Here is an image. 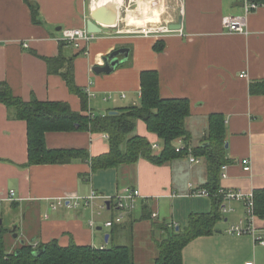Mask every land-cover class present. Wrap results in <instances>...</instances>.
<instances>
[{
  "label": "crops",
  "instance_id": "obj_1",
  "mask_svg": "<svg viewBox=\"0 0 264 264\" xmlns=\"http://www.w3.org/2000/svg\"><path fill=\"white\" fill-rule=\"evenodd\" d=\"M30 1L38 6L37 22L25 0H0V82H6L14 95L26 101L64 102L75 112L105 114L117 107L139 105L141 73L156 70L162 98L183 97L190 102L191 114L185 119L190 139L178 138L175 146L191 150L208 144V116L221 113L228 161L220 167L218 184L241 193L264 188V94L249 91L251 82L264 80L263 4L246 13L244 0ZM104 5L101 32L88 44L74 47L60 39L62 28H85L94 10ZM237 14L245 18V31L229 32L221 20L224 15ZM137 22L167 26L180 22L181 32L142 36L129 31L140 25ZM119 48H128V58L111 72L96 73L94 67L104 64L103 57ZM69 72L75 87L86 95V109L81 95L67 85ZM135 128L137 134L158 145L153 150L162 148L161 140L147 130L143 120ZM45 144L51 149H86L90 157L109 149L105 133L87 130L46 131ZM90 157L69 163L27 164V123L0 102V229L8 252L21 243L53 239L61 245L106 247L104 243L112 242L118 228L135 226L139 233L144 220L149 221L146 229L151 238L152 220L169 229L172 222L165 219L173 220L184 198L183 213L188 218L212 209L210 197L189 193L191 186L205 187L208 180L204 156H195L198 162H191L184 153L160 164L141 157L134 164L96 171L91 169ZM244 160L250 170L243 168ZM124 187L138 188L141 201L120 223L107 227V232L104 222L117 212L105 210L103 203ZM10 190L15 192L13 198ZM91 190L98 193L92 208L51 207L58 199L84 197ZM146 204L149 212L158 214L155 219L142 217ZM222 205L226 212L221 211L214 233L200 235L182 249L183 264H264V245L254 244L248 234L225 232L228 225L246 217L244 202L229 199ZM161 213L164 221L159 220ZM253 225L264 230V218L255 216ZM133 256L136 264L134 251Z\"/></svg>",
  "mask_w": 264,
  "mask_h": 264
},
{
  "label": "trees",
  "instance_id": "obj_2",
  "mask_svg": "<svg viewBox=\"0 0 264 264\" xmlns=\"http://www.w3.org/2000/svg\"><path fill=\"white\" fill-rule=\"evenodd\" d=\"M264 5V0H253ZM31 9L32 19L37 22L38 6L25 0ZM67 43V42H66ZM53 61V60H52ZM54 61H57L55 59ZM69 88L81 95L82 107L86 109V95L75 87L73 74L66 76ZM141 96L139 105L117 107L105 114L91 115L75 112L68 104L60 101H26L12 93L6 82H0V102L9 107L12 115L27 123L28 163H69L74 159L90 157L86 149L48 148L45 144L46 131L87 130L107 135L109 149L107 152L90 157L93 171L117 167L121 164H134L141 157L152 163L167 162L187 153L175 150V141L190 139L185 127V119L190 116V102L187 98H162L159 95L158 74L156 70H146L140 77ZM251 94H264V80L250 83ZM141 119L147 130L155 133L162 142L160 150H153L152 143L143 135L136 133V122ZM205 140L208 144L191 149L194 156H204L208 169L205 188L213 200L212 209L204 213L190 214L186 225L168 233L166 238L157 240L158 253L154 264H183L182 249L186 244L200 236L213 234L215 223L222 217L223 198L219 193L218 176L220 167L227 163L225 155V126L221 113H211L207 120ZM254 215L264 218V188L252 192ZM148 205L143 206L142 217L152 220ZM152 229L168 228L165 224L152 220ZM3 229H0V264H135L133 249L126 244H111L106 247H94L88 244L71 242L61 245L57 239L38 244L21 243L19 247L8 252L3 241Z\"/></svg>",
  "mask_w": 264,
  "mask_h": 264
},
{
  "label": "built area",
  "instance_id": "obj_3",
  "mask_svg": "<svg viewBox=\"0 0 264 264\" xmlns=\"http://www.w3.org/2000/svg\"><path fill=\"white\" fill-rule=\"evenodd\" d=\"M245 3V12L250 13L252 10L256 9L260 3H257L253 0H244ZM221 25L224 26L226 30L229 32H244L246 28L245 24V18L243 15H224L221 20ZM132 33L140 34L142 36H151V35H166V33L171 32H181V29H171L167 25H156V24H140L137 26L136 29H130ZM95 37L94 33H90L86 30V28H75V27H65L61 29V37L60 39L64 42L72 44L74 47H79L80 43H86L88 44L93 38ZM178 142L181 144L182 141L178 140ZM157 144H153L152 148H157ZM184 148L187 150V154L189 156V159L191 162H198L197 158L191 154V150H189L186 146H175V150L182 151ZM244 166L245 170H250L249 164L247 160H244ZM225 174L222 173V177H224ZM191 195L194 196H210L209 191L205 187H190ZM219 193L221 194L223 200H239L243 201L246 208V217L243 218V220H239L236 223H232L228 225V228L225 230L227 234L232 235H243L248 234L252 237V240L254 241V244L258 245H264V230H258L253 225V218L255 217L253 206H254V200L252 197V193H241L240 191H236L233 189H222L219 188ZM15 195V192L13 190L9 191V197L13 198ZM98 196V193L95 190H91L89 195L84 197L74 196L72 198H63L58 199L55 203L51 204L52 208H56L60 205H67L68 207L77 208L79 206L84 207H91L93 206L94 199ZM142 193L138 188H132V187H124L120 191H117L114 196H108L103 203V208L105 210H111L115 208L117 210V213L112 218H108L105 220L104 225L106 227H111L115 223H120L124 215L126 213L133 212L137 205L138 201H141ZM109 202V204H107ZM221 211L226 212V207L222 205ZM151 217L153 219L156 218L158 215L155 212H151ZM89 224L94 227V221L91 220ZM32 246L35 248L38 246V243L33 241L31 242ZM102 248V247H100ZM245 264H253L252 261H246Z\"/></svg>",
  "mask_w": 264,
  "mask_h": 264
},
{
  "label": "rangeland",
  "instance_id": "obj_4",
  "mask_svg": "<svg viewBox=\"0 0 264 264\" xmlns=\"http://www.w3.org/2000/svg\"><path fill=\"white\" fill-rule=\"evenodd\" d=\"M185 204H187L186 198L180 200V203L177 206L176 215L173 217V220H171L172 218L170 216L166 217V219H165L166 223L172 222L171 226L169 227V229L167 231H161L159 229H156L151 233L152 234L151 238L147 237L149 232L146 228L150 224H149L148 220H144L140 223L141 231L139 233L135 230V226L133 229L129 225L126 227L123 226V227H120L116 230L111 243H108V244L104 243V244L107 246H109L111 244L129 245L132 247L134 253L136 254V256L138 258L137 259L138 261L136 262V264H145L143 262V258H142L143 255L146 256L145 262L147 261L146 262L147 264H154V260L157 256V253H158L157 240L159 241L163 238H166L168 233L176 231L177 229L175 227L177 225H179V227L181 229L185 225V223L188 219V215H186L188 213H183V211L185 209ZM167 207H168L167 205H164L165 212L167 211ZM111 211L114 213L117 212L115 208L111 209ZM163 216L164 215H162V213H161V218L159 219L160 221H164V219H162ZM185 218H186V221H185ZM6 220H5V223H6ZM176 222H178V223H176ZM103 229L107 232L109 231V228H107L106 226H104Z\"/></svg>",
  "mask_w": 264,
  "mask_h": 264
},
{
  "label": "water",
  "instance_id": "obj_5",
  "mask_svg": "<svg viewBox=\"0 0 264 264\" xmlns=\"http://www.w3.org/2000/svg\"><path fill=\"white\" fill-rule=\"evenodd\" d=\"M106 6H100L96 8L89 20L86 22V30L90 33H100L101 27L99 24L104 21V14H105ZM169 28L171 29H180V22L179 23H171L168 24ZM119 55H122L121 58H119ZM128 58V48H119L113 50L110 54L103 57L104 64L101 66H95L94 71L96 73L100 72H111L119 63L124 62ZM116 111H110V113H115ZM227 146V143L225 147ZM109 204V202H107ZM177 230L179 229L178 226L175 227ZM219 231V230H218ZM14 236H16L15 233H13ZM108 234H106L105 239L107 240Z\"/></svg>",
  "mask_w": 264,
  "mask_h": 264
},
{
  "label": "bare ground",
  "instance_id": "obj_6",
  "mask_svg": "<svg viewBox=\"0 0 264 264\" xmlns=\"http://www.w3.org/2000/svg\"><path fill=\"white\" fill-rule=\"evenodd\" d=\"M146 9H148V7H147ZM139 12H140V11H139ZM137 16H139V14H138ZM137 16H135V17H137ZM140 16H142V15H140ZM137 23L141 24L142 22H137ZM137 23H136V24H137Z\"/></svg>",
  "mask_w": 264,
  "mask_h": 264
}]
</instances>
